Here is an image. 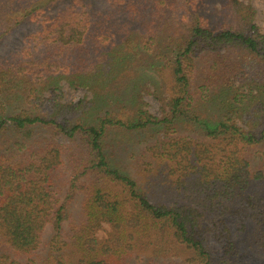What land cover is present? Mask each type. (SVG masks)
Returning a JSON list of instances; mask_svg holds the SVG:
<instances>
[{
	"label": "trees",
	"instance_id": "obj_1",
	"mask_svg": "<svg viewBox=\"0 0 264 264\" xmlns=\"http://www.w3.org/2000/svg\"><path fill=\"white\" fill-rule=\"evenodd\" d=\"M254 15L242 0H0V42L22 22L39 26L13 55L0 50V264H264V179L255 188L246 155L264 147V33ZM164 42L172 58L152 61L147 43ZM148 69L166 75L161 115L141 109ZM56 76L103 90L62 102ZM204 102L224 113L205 116ZM139 132L156 133L140 151L189 202L154 204L139 190L123 164ZM79 180L88 186H79L72 254L57 244ZM209 214L222 219L210 220L217 257L203 236ZM104 224L111 231L98 238Z\"/></svg>",
	"mask_w": 264,
	"mask_h": 264
},
{
	"label": "rangeland",
	"instance_id": "obj_2",
	"mask_svg": "<svg viewBox=\"0 0 264 264\" xmlns=\"http://www.w3.org/2000/svg\"><path fill=\"white\" fill-rule=\"evenodd\" d=\"M242 1L250 4L255 9L254 22L258 25L260 31L264 33V0ZM215 5H218V1L215 2ZM38 28L39 26L37 21L24 23L22 22L19 26L12 28L6 35L2 37V40L0 42V50L2 53L1 55L3 57L13 55L14 52H17L20 48H22L24 42L28 41L29 35L36 32ZM144 41V39L139 40V45H144ZM147 44L148 47L146 48H150V50H143L150 54L151 57H153L154 60L152 61H159L163 64L165 63V57L157 54L160 52L166 57L172 58V54L167 49L168 45L165 42L159 44ZM171 48H173V45L171 46ZM145 72L148 74V76L145 75L144 78H138V81L148 88V91L146 88L140 94V99L142 100V102H144L143 105H141V109L146 110L153 115H161V104L167 101L169 98V95L165 90L166 78L164 77L166 75L162 76L157 71H152V69H148ZM54 86L55 88H58L60 90V101L62 102L75 101L79 98H92L94 95L92 90L100 92L103 90L102 86L99 85H96V89H94V87H90L91 89H88L87 86L85 87L82 85H76L75 83H72L69 79L58 76H56ZM239 87L242 91H245L248 88L247 84L239 85ZM154 89L157 90L156 93ZM42 94L44 96H47L49 94V90H43ZM125 102L128 103L127 100ZM122 104H119V106H121H118L117 108V112L119 115H123L125 112H128V108H126L128 107V104ZM208 105L211 104L208 103ZM209 108L207 107V102H204L203 114L207 117H215L224 113V110L218 112L215 111L211 106H209ZM233 116V118L236 119L238 124L243 127L246 126L240 121V118H237L235 115ZM155 137L156 133L149 136V134L145 135L142 132H139L137 136H134V139L132 137L130 138L129 141L131 142V149H129L128 153L123 155L127 158L126 162L123 163L126 166L127 172L136 180L139 190L145 196H147L150 202L154 204L177 205L189 202V199L187 197V192L189 193V191H184L181 188H178L174 183H172L173 177L167 174L166 169L164 170L162 167H156V163L151 161L150 158H147L148 154L146 152L142 153L140 151V148L144 144L149 146V144L154 141ZM123 141L126 142L128 141V139L124 138ZM246 155L247 158L249 157V160L251 162L252 171L255 175L254 185L255 188H257L259 182L264 179V147H262V145H257L252 148H249V150L246 151ZM257 175H259V177L261 176V178L263 175V178H257ZM67 176V172L60 174L57 180L59 188L57 185V187L55 185L53 186V188L57 191L56 195L58 196V203L63 201L64 195L69 187ZM78 183L79 185L77 187L75 186V188H73L72 190L74 193L72 198L66 200V212L62 221L61 234L57 244L59 245V243L61 242L65 243L62 244L61 250H65L68 253L72 252V254H74V251L73 247L70 246L71 235L75 232V229L80 225L81 220L83 218L81 210L85 190H82L80 188L82 186L80 185L82 183H85V185L88 186V182L83 180H79ZM225 217L226 216H221V218ZM212 218H214V221H216L217 223L222 220L219 219V216L214 217V215L212 214H209L208 217L206 216V219L203 223V236L211 253L215 257H217L222 254L221 246L223 244L218 239L217 233L212 231V228H210V220ZM236 224L237 222L235 220H232L230 223H228V227L230 228L229 240L233 241L234 243V239L238 238V232L234 228ZM109 231H111L109 226L107 224H104L103 227L96 232V235L98 238H106L108 236ZM49 233L50 230H46V238L49 237ZM44 253L45 252L43 251L40 252L42 256ZM133 261H135V259ZM135 263L137 264V262Z\"/></svg>",
	"mask_w": 264,
	"mask_h": 264
}]
</instances>
